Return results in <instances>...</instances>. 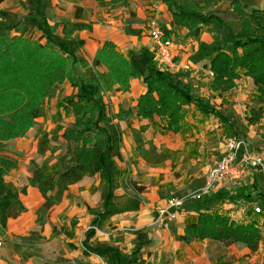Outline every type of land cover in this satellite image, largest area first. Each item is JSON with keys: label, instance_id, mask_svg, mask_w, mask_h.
Wrapping results in <instances>:
<instances>
[{"label": "trees", "instance_id": "16d2710c", "mask_svg": "<svg viewBox=\"0 0 264 264\" xmlns=\"http://www.w3.org/2000/svg\"><path fill=\"white\" fill-rule=\"evenodd\" d=\"M6 0H0V4ZM37 4L36 15L17 29L18 35L10 37L7 31L0 32V94L1 98L10 96L20 101H9L6 108L0 110V227H5L7 210L10 203L18 198L19 193L10 190L3 181L17 167L16 162L4 157V143L24 136L34 126L38 118L43 117L44 100L49 99L55 85L68 83L74 97L56 105V113L52 116L53 135L61 133L65 142V153L68 156V167L63 169L54 154L58 147H50L48 156L42 165L32 171L28 185L40 193L44 203L37 212L39 217L58 205L69 187L84 178L98 177L99 184L90 192L107 189L103 201L104 209L92 222L93 226L103 227L108 223L109 206L114 202L113 191L119 188L128 189L141 194L146 187L141 182L132 180L129 165H136V159L125 161L121 155L122 132L119 122H124L130 129L135 152L150 168L160 169L167 163L180 159L184 164L197 157L199 144L197 141L186 142L182 151H172L164 146L157 149L152 142H145L142 134L146 127L139 130L131 128V119L135 116L141 120L154 123L155 118L165 122L167 131L180 133L185 119V108L194 104L203 116L214 114L224 123L227 135L245 136L248 128L257 127L264 114V24L257 11L250 10L241 0H230V9L218 12L216 6L221 0H162L171 15L170 26L185 29L187 37L198 39L202 32H208L213 38V55L209 59V70L213 74L211 89L218 96L229 92L234 87L240 74L252 80L255 94L250 100L248 114L241 119L232 117L223 119L219 112L208 109L196 102L190 84L173 81L170 72L161 70L147 56L119 53L111 43H104L98 49L91 63L76 54L77 45H71L72 32L67 25L63 26V38L55 37L57 24L50 26L43 13L42 0H33ZM74 2L75 0H64ZM99 5L128 7V0L103 1ZM28 27L40 32L44 44L25 38ZM132 79H142L145 93L136 101L135 114L131 109L119 106L118 112L112 114L107 110L103 95L108 92L126 93L130 90ZM9 93V94H8ZM7 104V103H6ZM62 114L72 118L70 131H63L60 125ZM134 114V115H133ZM1 116H5L1 118ZM22 121L25 126L19 127L11 123L7 127L4 119ZM116 161L125 164L120 168ZM251 184L252 193L242 195L248 202H258L263 209L264 193L259 191L255 175ZM141 181V179H140ZM236 187V186H233ZM232 187V189H233ZM231 189V187H226ZM237 188V187H236ZM235 189V188H234ZM218 193V192H217ZM216 195L214 200H224V196ZM53 194V196H52ZM51 195V196H50ZM209 201H203L204 212L193 218H186L184 234L179 241L190 243L193 240H213L225 246L239 245L250 253L257 251L260 242V228L255 222L236 224L227 215L209 211L205 207ZM250 211L248 215H250ZM264 215L254 214V216ZM253 217V215L251 214ZM68 238H74L73 229L65 230ZM54 230L52 237L56 236ZM94 232L88 230L82 246L85 254H93L106 261V264H145L139 259L138 252L142 247V235L135 239L136 246L130 257L105 243L88 240ZM69 248H74L69 245Z\"/></svg>", "mask_w": 264, "mask_h": 264}, {"label": "crops", "instance_id": "0c3cea01", "mask_svg": "<svg viewBox=\"0 0 264 264\" xmlns=\"http://www.w3.org/2000/svg\"><path fill=\"white\" fill-rule=\"evenodd\" d=\"M42 1L43 13L48 24L58 25L55 37L62 39L63 26L67 25L72 32V41L68 43L76 44V54L89 63L93 61L98 49L108 42L124 56L130 52L138 56L145 55L150 57L159 69L165 70L155 57L147 31V21L154 16L172 40L182 44L181 49L174 50L172 53L173 61L177 65V70L169 71L173 81L191 84V81L199 80V74L202 73L201 81L207 85L206 93L216 96V104L223 106L224 98L227 100V95L232 94L234 96L232 100L237 103L233 106L236 115L239 114L238 109L240 108L244 111L243 119L248 114L250 100L255 94L252 80L240 74L239 79L234 82V87L223 96H218L210 86L213 80V74L209 70V59L213 55L212 35L204 31L198 39H192L187 37L185 29H173L170 26L171 15L162 0H128V7L114 9L98 4L99 1L107 4L110 0ZM241 3L248 9L257 11L260 21L264 24V0H241ZM229 9L230 0H221L216 6L218 12H225ZM37 12V4L33 0H6L0 4V14L7 15L11 20L7 21V26H16L18 29L22 28L27 20ZM2 21L6 20L2 19ZM32 33L36 38L40 37L32 27L27 28L25 35L30 36ZM185 64L190 67L189 71L182 69ZM182 75H188L187 80L191 79V81H186ZM63 87L69 88L68 85L63 84L55 90ZM191 87L194 89V85ZM145 90L142 79H132L128 92H116V95H120L121 101L120 105L118 104L116 109L112 110V114L118 112L119 106L125 110L131 109L135 114L136 101L140 95L145 93ZM71 93L72 89L69 88V94ZM126 96H132L134 99L129 106L123 101L127 98ZM55 97V100L52 98L49 101L50 112L45 113L44 111L43 117L35 121V127L30 129L26 136L4 143V157L17 164L16 169L6 176L9 182L5 185L17 192L24 189V193H19L18 198L10 203L6 225L0 227V264H98L99 262L95 255H85L82 246L88 227L104 209L103 201L107 189L102 188L93 193L90 192L92 187L96 188L99 184L97 176L84 178L79 183L70 186L61 202L39 217L42 225H38L37 222V212L44 200L37 189L28 185L32 171L39 168L50 156L49 148L53 146H58V151L54 156L58 158L60 164L62 159L66 160V166L63 169L68 167L65 142L60 137L62 132L57 136L52 134L54 129L52 116L56 113L58 92ZM190 106L195 108L194 104ZM207 117L219 121V127L224 128V123L214 114H209ZM70 120V125H72L71 117ZM60 125L63 127L62 124ZM182 125L180 133H173L167 131L165 122L158 118H155L154 123L135 116L131 119L132 129L139 130L141 127H146L142 134L145 142H153L157 149L162 145L172 151H182L186 142L198 141L199 136L193 135L195 133L189 130L194 128L192 122L188 124L186 114ZM119 127L122 132L120 152L123 159L127 161L135 157V145L131 131L126 124L119 122ZM69 128L71 129V126ZM116 164L120 168H125L124 163L116 161ZM129 169L134 181H138L136 174L144 176L142 185L146 187V190L141 194L122 188L114 190V202L108 208V223L103 226V230H109L112 234L130 229L133 233L127 235L129 241L133 239L135 241L138 235H142L140 253L146 264H215L220 258L225 260L232 254L230 250H233L234 246L227 247L213 240H193L190 243L178 240V237L184 234L185 219L188 217L195 219L203 213L202 202L212 203L216 195L205 197L203 200H185L182 207L177 210L176 220L163 226L157 222L156 209L165 205L167 200L178 199V197L166 198V193L162 189L150 186V177L156 176L152 172L160 169L148 167L139 158H136V165H129ZM253 175H255L253 172L249 174V187L243 188L240 184H236L237 188L232 189L231 187L232 191L227 195L230 194L232 199H238L237 203H248L242 195L252 193ZM164 178L166 182L172 180L171 177L168 178V175H164ZM205 180L198 179L202 181V185ZM190 184L193 192L197 191L194 188L195 181ZM257 186L259 191L263 192L258 184ZM224 197L227 198V196ZM256 203L258 204L257 201ZM205 207L208 208L209 205ZM243 207L246 206L243 205ZM261 210L264 213V206ZM233 213L236 217L232 215ZM228 215L236 221L240 219L241 210L233 211ZM72 229L74 238L70 239L66 236L65 230L71 231ZM54 230L57 235L52 237ZM134 244L133 248L136 242ZM69 245L74 248H69Z\"/></svg>", "mask_w": 264, "mask_h": 264}, {"label": "rangeland", "instance_id": "374dc122", "mask_svg": "<svg viewBox=\"0 0 264 264\" xmlns=\"http://www.w3.org/2000/svg\"><path fill=\"white\" fill-rule=\"evenodd\" d=\"M1 17L2 19H5L6 21L4 22L2 21V19L0 20V32L7 31L10 37L14 35H18L17 33L18 28H16V26H13V27L12 25L7 26V21H11L10 18L7 15L0 14V18ZM35 31L37 35L41 36L39 31H37L36 29ZM25 38L32 40L39 44H44V40L41 39L40 37L36 38V36L33 33L30 34V36L25 35ZM175 42H178V41H175ZM182 77H184L186 81L188 82L191 81V79L187 80L188 75H182ZM201 79H203L202 73L199 74V80H194V82L191 81L192 83L190 84V85H194L192 94L196 102L200 103L202 106L208 109H213L214 111L219 112L220 117L223 119V121L225 119H230L232 117H237L238 119H241V120L243 119V113H244L243 108L238 109L239 111L238 115H236V113L233 110V106L237 103L234 100H232V98L234 97L232 94L227 95V100L224 98L223 106H219L215 102V100H217L216 96L214 94L213 96L212 94L206 93L207 85L203 83ZM63 84H65V86L68 85V83H63ZM58 86H61V85H55L51 91L49 99L44 100L43 110L45 111V113L50 112L49 107L51 104L49 103V101L52 98L54 100L56 99L55 96L57 92H58V103L60 101L64 103L68 99L74 97L75 95L74 91H72V93L69 94V88H70L69 85H68L69 88L63 87L62 89H58L56 91L55 88ZM5 93L7 92H4V91L0 92V94H5ZM18 96H19L18 99H14V98L10 99V96L1 98L0 108L1 109L6 108V105H8L9 101H12V100L20 101L21 99L24 98V94L22 92H19ZM103 97H104V103L106 105L107 110L111 112L113 109H116V106L121 101V97L120 95H116V91L105 93ZM126 97L127 98H125L123 101L126 105L129 106L134 101V99L132 98V96H126ZM192 110H193V113H192ZM185 111H186V117H188V124L192 122V125L194 128V129L192 128L189 129L191 130L190 132L191 133L194 132L195 134L193 135L199 136L198 141L200 140V142L195 140L199 144V148L197 152V157L194 160L190 161L189 163L184 164L183 162H181L180 159H178L174 163H167L163 168H160V170H154L155 172H152L153 174H156V176L150 177L151 178L150 186H155L158 189H162L166 193V198H170V197L185 198V197L192 195L193 189H192V185L190 184L192 181H195L194 188H196L197 190L201 189L204 184L202 185V181H198V179H201V178L206 179L208 171L212 169L213 167H215L220 157H222L225 154V141L228 138H230V135H227L226 132H224L225 126H223L224 128L219 127V124H220L219 121L212 119L210 117H207V116L206 118L200 112L196 111L195 108L192 106L186 107ZM4 117L5 116H1V118H4ZM70 121H71L70 117H65L64 115H62V120L60 124L63 125V128H65L66 132L70 131V128H69V126H71ZM4 122L6 123L5 125L7 127H9L11 123H17L19 127L25 128L26 126V124L24 125L22 121H18L12 118L9 119L7 117L6 119H4ZM35 125H36V122L34 126L29 128V130L34 128ZM28 131L26 132V134L28 133ZM26 134L24 136H26ZM24 136H20L17 138H22ZM236 137L241 138L246 142L247 148L250 151V153L260 154L264 149V114L260 120V123L257 125V127H250L248 128V131L245 136L237 134ZM132 158L134 159L139 158L136 152H135V157H132ZM61 166L62 168H65L66 160L64 159L61 160ZM161 170L163 171L164 174L161 173L162 172ZM252 172L253 174H255L257 178V184L259 185V188L264 192V178L257 171H252ZM8 174L3 176V181L5 182V184L9 182V180H7L8 177L6 178ZM249 174H251V172ZM164 175H168V178L170 179L171 177L172 180L166 182ZM136 177L138 178L139 182L141 183L144 182V176L142 174L141 175L136 174ZM248 177H246V179L243 180V182L241 183L239 182L238 185L240 184V186H242L243 188L249 187ZM231 191L232 189L223 188L217 194L227 195V193ZM204 198L205 197H202L201 200H203ZM237 200L238 199H232L231 197H227L221 201L213 200L212 203L207 204V205H209L208 207L209 211H215L219 214L227 215V217H229L236 224H245L251 221L255 222L257 227H259L261 231L260 233L261 239L259 242L258 249L256 252L250 253L248 252V250H246V248H243L239 245H230V246H234L233 250L232 249L230 250L232 254H230L228 258H226L225 260L220 258L215 264H264V215L254 216V214L252 213V209L255 206H259L256 203V201L248 202V203L247 202L237 203ZM243 205L246 207H243ZM239 210H241L240 219L243 218L241 220L238 218V220L235 221V219H233L232 217H230V215H228L229 213L233 211L238 212ZM249 211L253 215V217L251 216V214L248 215ZM232 215H234V213ZM38 225H42V223ZM90 227H96V226L90 225L88 227V230H91L89 229ZM96 228L100 232H102L104 235L103 234L98 235L95 231L92 230L94 232V237L88 240V244H91L94 240H97L101 243L107 244L108 246L112 247L113 249H116L117 251L119 250L121 252V255H123L124 257H130V255L133 253L135 249V247L134 248L132 247L135 245L134 244L135 241L134 239L132 241H129L127 238L128 237L127 235L132 234L133 233L132 230L126 229L125 231H122L121 233L115 232V233L110 234L109 230L105 231L103 230V227H100V228L96 227ZM84 254H85V249H84ZM85 255H90V254H85ZM96 257L99 258L98 256ZM138 257L139 259H142L140 250L138 252ZM101 260L103 261V264H106L105 260L103 259ZM98 264L100 263L98 262Z\"/></svg>", "mask_w": 264, "mask_h": 264}, {"label": "built area", "instance_id": "2783aa9c", "mask_svg": "<svg viewBox=\"0 0 264 264\" xmlns=\"http://www.w3.org/2000/svg\"><path fill=\"white\" fill-rule=\"evenodd\" d=\"M147 31L152 43L153 52L156 59L167 71L177 70L172 53L174 50L182 48V44L172 40L165 28L152 16L147 21ZM184 71H189L188 65H183ZM257 171L264 178V149L260 154H252L247 148L246 142L238 137H230L225 141V154L220 157L215 167L210 169L203 187L192 195L185 198L169 199L165 205L156 209L157 222L166 226L176 220L177 210L182 207L185 200H200L202 197L215 194L226 187H233L239 182H243L249 173ZM253 214H262L259 206L252 209ZM89 229L102 235L96 227ZM104 235V234H103ZM99 263L103 261L98 258Z\"/></svg>", "mask_w": 264, "mask_h": 264}]
</instances>
